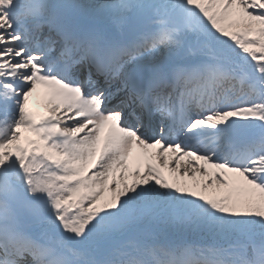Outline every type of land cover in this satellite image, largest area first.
<instances>
[{
  "label": "snow or ice",
  "instance_id": "6c2138e0",
  "mask_svg": "<svg viewBox=\"0 0 264 264\" xmlns=\"http://www.w3.org/2000/svg\"><path fill=\"white\" fill-rule=\"evenodd\" d=\"M0 264H264V0H0Z\"/></svg>",
  "mask_w": 264,
  "mask_h": 264
},
{
  "label": "rangeland",
  "instance_id": "374dc122",
  "mask_svg": "<svg viewBox=\"0 0 264 264\" xmlns=\"http://www.w3.org/2000/svg\"><path fill=\"white\" fill-rule=\"evenodd\" d=\"M33 106H40V107L44 108V104H43L42 99L39 98V97L34 98V100H33Z\"/></svg>",
  "mask_w": 264,
  "mask_h": 264
}]
</instances>
